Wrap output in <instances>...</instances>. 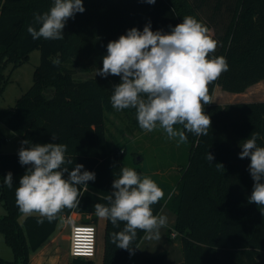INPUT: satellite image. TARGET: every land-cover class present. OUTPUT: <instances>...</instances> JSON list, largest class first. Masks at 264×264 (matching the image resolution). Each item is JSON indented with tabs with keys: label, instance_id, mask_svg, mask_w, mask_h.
Wrapping results in <instances>:
<instances>
[{
	"label": "trees",
	"instance_id": "obj_1",
	"mask_svg": "<svg viewBox=\"0 0 264 264\" xmlns=\"http://www.w3.org/2000/svg\"><path fill=\"white\" fill-rule=\"evenodd\" d=\"M52 4L53 0H0V84L5 82L1 70L7 63L17 68L34 49L40 51L31 87L14 107L0 110V125L33 144H66L73 160L68 167L83 164L82 171L95 172L96 179L88 182L77 208L64 209L51 223L45 219L38 224L37 213L20 222L15 189L27 166H21L17 153L0 152V202L7 210L0 218V232L14 256L11 262L0 259V264H29V255L52 236L62 215H90L79 223L95 226L93 206L108 203L105 197L121 167L141 174L124 160L123 151L107 143L105 113L120 77L103 78L96 69L102 68L109 41L133 27L142 31L149 21L153 31L168 32L169 26L190 15L208 27L221 45L214 55L226 57L229 65L208 86L211 98L216 86L240 93L264 80V0H156L151 5L142 0H83L85 11L67 21L63 40H33L27 31L33 14H43ZM57 58L58 66L52 63ZM204 111L211 118L208 135L186 133L188 164L177 192L168 202L162 199L154 205L153 214L158 215L164 205L175 214L172 230L180 239L182 264H264V208L248 202L253 188L250 159L239 158L240 143L253 131L260 133L257 143L264 147V101L210 103ZM52 134L58 139L53 140ZM3 141L0 131V145ZM208 152L214 156L212 162L206 158ZM9 171L11 189L3 183ZM122 228L123 224L114 228L106 220L102 264H134L133 254L111 242V233ZM144 235L138 231L133 247ZM166 256L161 251L143 257L140 264H166ZM68 264H93V260L76 258Z\"/></svg>",
	"mask_w": 264,
	"mask_h": 264
},
{
	"label": "clouds",
	"instance_id": "obj_2",
	"mask_svg": "<svg viewBox=\"0 0 264 264\" xmlns=\"http://www.w3.org/2000/svg\"><path fill=\"white\" fill-rule=\"evenodd\" d=\"M142 2L151 5L156 0ZM84 11L83 0H53L48 11L33 14L27 31L33 40H63L67 21ZM169 27L168 32L153 31L149 21L142 31L133 27L109 41L96 75L120 77L110 97L114 109L134 108L143 131L163 129L168 139L178 138L179 143H185L186 133L208 135L211 118L204 111L205 105L212 103L208 86L228 71L229 65L226 57L214 55L221 45L195 17L185 16L181 23ZM52 63L58 66L61 61L57 58ZM174 125H181L182 130ZM52 139H58L57 135L52 134ZM258 139L260 133L253 131L243 140L239 158L250 159L248 171L253 188L248 202L264 208V147L258 145ZM18 157L21 166L27 167L15 189L16 205L24 215L37 213L38 224L45 219L51 223L64 209L77 208L88 182L96 179L95 172L82 171L83 164L68 167L73 160L63 143L33 144L25 139ZM206 158L214 160L210 152ZM217 166L223 167L220 163ZM3 178L4 185L13 188L12 172ZM112 189L105 197L107 204L96 203L93 207L95 215L110 221L114 228L123 224L110 236L116 248L134 254L138 231L145 234L144 239L160 240V230L167 226L168 219L153 214V206L165 196L158 184L133 168L121 167Z\"/></svg>",
	"mask_w": 264,
	"mask_h": 264
},
{
	"label": "rangeland",
	"instance_id": "obj_3",
	"mask_svg": "<svg viewBox=\"0 0 264 264\" xmlns=\"http://www.w3.org/2000/svg\"><path fill=\"white\" fill-rule=\"evenodd\" d=\"M39 64L40 51L34 49L28 54L27 62L17 68H13L12 63H7L1 70L5 82L0 84V110L14 107L16 101L28 91L33 83L35 68ZM212 100L219 105L264 101V80L240 93L226 92L216 86ZM105 117L106 137L109 147H117L120 152L123 151L125 153L123 156L124 160L130 161L137 167L141 175L150 176L164 191L163 200L165 202L169 200L177 192L178 181L188 164L189 146L186 143H179L178 138L168 139L163 129L158 128L152 132L143 131L136 122V110L134 108L117 111L111 106L106 111ZM174 127L180 129L179 125H174ZM0 131L5 139L0 145V152L18 154L23 139L13 134L3 125H0ZM6 214L7 210L4 208L3 203L0 202V218ZM165 214L166 210L162 215ZM25 216L27 215L22 214L19 217V221L21 222ZM170 223L171 220H168L167 226L161 228V239L155 240L147 248V254L154 255L165 251L167 254L166 264H182L180 239L176 232L170 229ZM96 229L98 233L97 252L93 258V264H101L104 219H99ZM171 234L175 236L170 238ZM54 236H56L55 243L51 244L49 240L35 253H31L29 255V263L67 264L71 261L68 255L69 225L64 227L63 221L60 219L53 234ZM142 251L140 248L134 254V264H140L139 260ZM13 258V253L0 232V259L11 262Z\"/></svg>",
	"mask_w": 264,
	"mask_h": 264
},
{
	"label": "built area",
	"instance_id": "obj_4",
	"mask_svg": "<svg viewBox=\"0 0 264 264\" xmlns=\"http://www.w3.org/2000/svg\"><path fill=\"white\" fill-rule=\"evenodd\" d=\"M66 222L69 225L68 254L70 258L93 260L97 252L98 233L96 227L75 222L71 215H67Z\"/></svg>",
	"mask_w": 264,
	"mask_h": 264
},
{
	"label": "crops",
	"instance_id": "obj_5",
	"mask_svg": "<svg viewBox=\"0 0 264 264\" xmlns=\"http://www.w3.org/2000/svg\"><path fill=\"white\" fill-rule=\"evenodd\" d=\"M258 83H260V81L258 82ZM258 83H256V84H258ZM256 84H254V85H256ZM219 87V86H218ZM215 89V88H214ZM213 93H214V91H213ZM212 96H213V94H212ZM212 103L213 104H218V103H214L213 102V100H212ZM166 210V214L164 215V216H166L167 217V219L168 220H171V230H172V228H173V224H174V221H175V214L171 211V210H169L167 207H166V205H164L163 206V208L161 209V211L159 212V214L158 215H162V214H164V211ZM69 215H71V217L73 218V221H75V222H80V220L82 219V218H85V219H88V218H90V215H85V216H83V215H81V214H77V213H74V212H72V213H70ZM66 217H67V215H62V216H60V218H59V220L61 219L62 221H63V225H64V227H65V225L67 226L68 224H67V222H66ZM99 219L100 218H98L97 217V223H98V221H99ZM105 222H106V220H104V227H105ZM59 223V222H58ZM97 223H96V225H97ZM96 225H95V227H96ZM54 234V233H53ZM53 234H52V236H50V238L47 240V241H49L50 240V242H51V244H54L55 243V238H56V236H54L53 237ZM62 236V235H61ZM170 238H173V234H171V237ZM46 241V242H47ZM155 240L153 239V240H148V239H144V238H142V240H141V242L139 243V245H138V248L135 250V252H134V254L138 251V249L140 250V248L143 250L142 252H141V257H140V262H141V260H142V258L143 257H145V256H148L149 254H147V251H148V247H150V245H152L153 244V242H154ZM45 242V243H46ZM49 242V243H50ZM44 243V244H45ZM146 248V249H145ZM102 252H103V250H102ZM134 254H133V256H132V262H133V258H134ZM69 255V254H68ZM70 257V256H69ZM167 257V256H166ZM72 260V259H71ZM69 263V262H68ZM67 263V264H68ZM29 264H31V263H29ZM101 264H102V261H101Z\"/></svg>",
	"mask_w": 264,
	"mask_h": 264
}]
</instances>
